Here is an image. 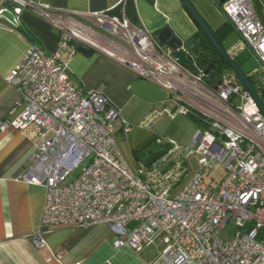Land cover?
<instances>
[{"label":"built area","instance_id":"1","mask_svg":"<svg viewBox=\"0 0 264 264\" xmlns=\"http://www.w3.org/2000/svg\"><path fill=\"white\" fill-rule=\"evenodd\" d=\"M126 1L117 3L120 15H90L94 31L39 0H0V19L18 26L20 13L29 11L60 35L58 54L30 44L5 77L18 97L0 131L34 127L40 140L22 175L45 189L33 246L44 248L55 228L105 225L115 248L161 244L152 264H264V116L230 76L211 80L203 69L180 66L144 26L127 20ZM219 10L264 74L263 2L225 0ZM79 45L166 91L175 110L139 127L149 129L161 116H191L200 126L189 145L157 139L167 146L157 160L163 167L156 161L134 172L114 138L117 121L125 134L130 125L101 93L84 92L68 75L62 57ZM251 86L264 108V83ZM218 170V186L204 181L203 172ZM228 226L233 234L223 241Z\"/></svg>","mask_w":264,"mask_h":264},{"label":"crops","instance_id":"2","mask_svg":"<svg viewBox=\"0 0 264 264\" xmlns=\"http://www.w3.org/2000/svg\"><path fill=\"white\" fill-rule=\"evenodd\" d=\"M39 1L88 27L90 15L119 10V0ZM189 1L213 32L224 24L210 0ZM133 4L135 25L144 26L156 38L165 27L182 41L195 37L199 31L180 0H133ZM59 41V33L29 11L20 13L18 26L0 19V121L8 117L18 97L5 77L18 65L30 44L58 54ZM62 60L70 79L80 89L101 93L119 110L130 131L123 133V125L117 121L114 138L120 134L121 144H126L130 152L154 135L153 129L139 127L142 122L163 109L175 110L174 104L167 101L166 91L101 53L75 52ZM39 143L34 127L0 131V264H152L161 244L144 246L139 251L127 245L115 248V237L105 225L55 228L45 235L44 248L33 246L32 236L40 231L45 189L24 182L22 175Z\"/></svg>","mask_w":264,"mask_h":264},{"label":"rangeland","instance_id":"3","mask_svg":"<svg viewBox=\"0 0 264 264\" xmlns=\"http://www.w3.org/2000/svg\"><path fill=\"white\" fill-rule=\"evenodd\" d=\"M216 1L219 3V1L221 0H216ZM261 1L264 4V0ZM261 1L259 0V2ZM215 8L218 14L220 15V17L222 18V21H224L223 22L224 24L221 26L224 27V33H225L224 40H222V49L228 54L230 59H232V61L247 77L251 75V77L249 78L252 83L255 82L264 83V74H262V68L259 61L254 56L253 52L244 44V42L241 40L240 36L237 34V32L234 30L231 24H229L225 20V18H223V15L220 13L218 7ZM127 20L129 21L128 18ZM89 25H90L89 28H91V30L99 31V29L94 25L93 20H91ZM220 75L230 76L236 84H240L238 78L227 67L221 69L220 73L217 76ZM199 126H200L199 123H197L191 116L178 115L172 120L169 119L168 117L162 116L156 119L155 122H153L149 127V129L154 130V135L151 138H155L156 140L153 143H151L149 146H147L145 149H143L141 152H139L138 149L151 138H149L141 145H139L136 149H134L133 152H130L127 149L126 144L124 143L121 144L122 138H120V134L115 136V141L119 151L123 155L124 159L130 166V168L134 172H137L140 167L145 166V162L149 159V156H151L153 153L156 152L160 153L166 150L167 146L165 145V143L158 144L157 139H163V140L170 139L176 144H179L181 146H187L189 145L194 133L198 130ZM191 164L194 169H197L195 160H191ZM156 165L159 167H163V165L159 164L158 161ZM221 176H222L221 170L214 172L211 171L203 172L204 181L205 182L212 181L214 184H217V186L219 185V183L217 182L221 179L220 178ZM232 234H233V227L228 226L219 235V238L225 241L229 239L230 235Z\"/></svg>","mask_w":264,"mask_h":264},{"label":"water","instance_id":"4","mask_svg":"<svg viewBox=\"0 0 264 264\" xmlns=\"http://www.w3.org/2000/svg\"><path fill=\"white\" fill-rule=\"evenodd\" d=\"M185 10L191 16L195 24L197 25L199 31L205 37L208 44L212 47L215 53L219 56L222 63L230 69L233 74L238 78L243 87L250 93L253 97L256 105L260 109L262 115L264 116V108L257 97L255 91L253 90L251 84L249 83L245 74L237 67V65L230 59L228 54L222 49L218 41L216 40L213 31L208 27L200 14L196 11L194 6L189 0H180ZM216 7L219 9V4H222L224 1L221 0L219 3L216 0H210ZM220 11V10H219ZM221 13V12H220ZM229 23V22H228ZM230 24V23H229ZM157 41L160 46L165 47L169 52L170 56L177 61V63L188 69H191L193 72L196 71L197 68L203 69L206 75L209 74V70L216 64L213 61L210 62L207 66H202L200 63V58L205 57L206 59H211L212 54L209 51H205L203 47V40L198 36L192 37L187 41H182L178 37L173 35V32L170 28L165 27L161 31H159L157 35ZM76 52L82 55H86L88 50L79 45L76 48ZM206 84H210V79L205 80ZM215 89V87H214ZM156 139L151 138L146 143H144L138 150L142 151L151 143H153ZM162 156V152L157 155L151 157L145 162V166L149 167L157 160H159Z\"/></svg>","mask_w":264,"mask_h":264},{"label":"trees","instance_id":"5","mask_svg":"<svg viewBox=\"0 0 264 264\" xmlns=\"http://www.w3.org/2000/svg\"><path fill=\"white\" fill-rule=\"evenodd\" d=\"M115 15H120V10H117L115 12H112ZM111 13V14H112ZM124 13L125 16L129 19V21L135 25L136 23V13H135V8H134V4H133V0H127L126 1V5H125V9H124ZM214 36L216 38V40L218 41V43L220 44V46L222 47V39L225 36L224 33V27H221L218 31L213 32ZM200 39L203 40V42L207 43L205 37L202 35V33L200 31H198L197 35ZM32 39V38H30ZM226 67L223 63L214 71V74L218 75L221 71L222 68ZM249 80V83L252 85V82L250 81V78L247 77Z\"/></svg>","mask_w":264,"mask_h":264},{"label":"flooded vegetation","instance_id":"6","mask_svg":"<svg viewBox=\"0 0 264 264\" xmlns=\"http://www.w3.org/2000/svg\"><path fill=\"white\" fill-rule=\"evenodd\" d=\"M203 47L205 51L211 52L212 58L209 60L206 59L205 57H202L200 58V63L202 66H207L210 64L211 61H213L214 63L216 62V64H214V66L209 70V74H208L211 80H215L217 79L218 76L214 74V71L222 64V61L220 60L219 56L215 53V51L212 49V47L209 44L203 43ZM158 153L159 152L153 153L151 156H149V159L157 155Z\"/></svg>","mask_w":264,"mask_h":264}]
</instances>
